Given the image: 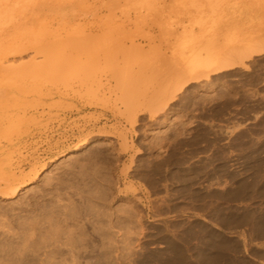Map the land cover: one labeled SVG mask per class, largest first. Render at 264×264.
Returning <instances> with one entry per match:
<instances>
[{
    "label": "rangeland",
    "instance_id": "374dc122",
    "mask_svg": "<svg viewBox=\"0 0 264 264\" xmlns=\"http://www.w3.org/2000/svg\"><path fill=\"white\" fill-rule=\"evenodd\" d=\"M18 1L0 3V179L6 163L17 176L43 167L0 197L6 219L27 203L84 208L89 246L60 264H264V53L252 52L264 44V2L217 0L215 26L237 21L236 38L251 31L247 60L131 127L114 83L101 82L96 102V79L123 63L137 71L152 49L197 33L209 0ZM74 50L77 67L101 61L72 70ZM108 186L100 235L88 205Z\"/></svg>",
    "mask_w": 264,
    "mask_h": 264
},
{
    "label": "bare ground",
    "instance_id": "6f19581e",
    "mask_svg": "<svg viewBox=\"0 0 264 264\" xmlns=\"http://www.w3.org/2000/svg\"><path fill=\"white\" fill-rule=\"evenodd\" d=\"M260 1L253 0V3L256 5V2ZM209 2L212 8L210 13L206 16L199 13L193 19L198 27L197 33L185 30L172 41L167 40L166 47L161 52L152 49L148 62L138 67L137 71L124 70L127 65L123 63L120 69L117 68L120 66H112L96 79L93 93L94 97L97 96L96 102L100 99L98 94L101 82L104 81V85L114 83L112 89L118 92L117 99L123 107V112L128 115L127 121L132 127L138 114L145 113L149 117L160 112L165 114L166 109L184 98L182 94L199 78L242 65L247 60L242 58V54L250 48L246 44V39L251 31L243 28L240 37L236 38L237 21H226L225 29L215 26L216 9L221 4L217 0ZM0 3L12 4L9 5L12 8L19 6L17 0H1ZM19 15L23 16L21 12ZM0 17L7 18L5 14H0ZM206 19L211 21L208 30L204 27ZM74 52V55H68V64L72 70L76 69L82 74L95 69L101 61L96 58L86 66L77 67L73 62H76L75 56L80 55L82 51ZM252 52L264 53V44L256 45ZM87 140V136L81 139L80 146L86 145ZM42 167V165L34 167L31 170L32 176L29 174L17 176L13 172L12 164H4V175L0 179V197L8 199L28 186L40 174ZM109 188L108 186L104 190L101 189L103 193L95 197L92 206L88 205L97 223L96 232H100V235L106 226L110 229L106 222L109 213L105 208L107 201L105 192ZM57 203L58 201L41 204L31 212L27 211V203L26 208L20 207L19 214L13 215L10 220L6 219V214L10 213V210L0 209V264H60L66 262L67 258L74 261L72 255L74 251L84 250L89 246L90 238L85 233L81 215L84 208H78L79 212L72 202L62 208ZM104 239L101 238L102 241Z\"/></svg>",
    "mask_w": 264,
    "mask_h": 264
}]
</instances>
